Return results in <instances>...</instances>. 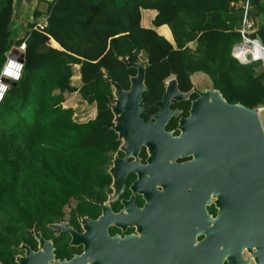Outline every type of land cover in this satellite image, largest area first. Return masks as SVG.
<instances>
[{
	"label": "trees",
	"instance_id": "1",
	"mask_svg": "<svg viewBox=\"0 0 264 264\" xmlns=\"http://www.w3.org/2000/svg\"><path fill=\"white\" fill-rule=\"evenodd\" d=\"M242 1L51 0L43 29L33 22L14 41L13 0H0V71L10 46L25 41L21 77L9 82L0 102L1 264L12 262L27 229L53 221L58 206L107 181L105 169L118 145L110 128L109 78L127 90L137 72L121 57L146 64L145 104L162 96L169 76L186 91L190 76L203 73L207 78L198 81L209 82L228 103L264 105L262 63L241 64L231 55L241 40ZM249 5V17L258 21L252 36L264 39V0ZM142 9L155 10L157 31L141 26ZM74 66L78 85L72 84ZM74 92L94 105V118L73 119L72 107L62 103Z\"/></svg>",
	"mask_w": 264,
	"mask_h": 264
},
{
	"label": "flooded vegetation",
	"instance_id": "2",
	"mask_svg": "<svg viewBox=\"0 0 264 264\" xmlns=\"http://www.w3.org/2000/svg\"><path fill=\"white\" fill-rule=\"evenodd\" d=\"M191 76L193 84L186 91L178 89L175 79L182 97H170L168 109L175 113L163 124L172 138L180 136V119L190 116L192 103L206 89ZM162 96L153 104L142 99L139 116L144 123H155ZM112 114L110 128L118 145L105 169L107 181L58 206L53 221L27 229L10 264H19L18 256L24 264H205L204 251L212 255L215 241L208 246L207 234L217 228L219 195L210 184L199 186L210 175L193 167L194 152L171 158L164 145L132 141L131 131L119 135L112 128L117 124ZM258 247L264 243L241 245L245 264H259L264 254H258ZM27 249L38 257L29 256ZM218 264H227L226 259Z\"/></svg>",
	"mask_w": 264,
	"mask_h": 264
},
{
	"label": "water",
	"instance_id": "3",
	"mask_svg": "<svg viewBox=\"0 0 264 264\" xmlns=\"http://www.w3.org/2000/svg\"><path fill=\"white\" fill-rule=\"evenodd\" d=\"M34 1L13 0L10 20L12 40L23 39L29 31L24 9ZM260 18H263V14ZM18 29H23V33L18 35ZM17 31L18 34L14 35ZM257 38L262 41L259 35ZM121 59L127 66L135 67L137 72L129 78L127 90L109 78L114 89L109 107L114 115L122 114L120 123L112 128L119 135L133 132L135 137L132 141L164 145L171 158L194 152L193 167L210 175L207 182L199 186L204 188L210 184L211 189L214 188L219 195L220 204L219 215L215 219L217 228L209 230L207 234L210 238L208 246L215 241V248L212 255L204 251V263L218 264L226 259L227 264H245L239 252L241 245L251 240L264 243V131L259 117L264 105L248 108L242 103H228L216 89L201 91L198 99L192 103L190 116L180 119V136L172 138L170 133L164 132L163 124L170 114L175 113L168 109L170 97H182L176 89L175 79L168 80L164 95L156 103L159 111L155 115V123H144L139 112L144 110L142 92L146 89L143 81L145 66L133 61L129 54ZM116 93L121 98L118 106H114ZM219 245H222L220 249ZM258 249V254H264V248ZM27 254L38 257L29 249ZM262 258L258 259L259 264ZM17 260L19 264H24L19 256Z\"/></svg>",
	"mask_w": 264,
	"mask_h": 264
},
{
	"label": "built area",
	"instance_id": "4",
	"mask_svg": "<svg viewBox=\"0 0 264 264\" xmlns=\"http://www.w3.org/2000/svg\"><path fill=\"white\" fill-rule=\"evenodd\" d=\"M242 7V19L238 31L241 36V40L238 43H235L231 49V55L241 64H246L251 61H261L264 64V43L260 41L257 37L251 36L255 30V20L249 17V0H244L241 3ZM46 25L45 18L36 23L39 29H43ZM25 51V41H22L20 44H13L11 46L10 52L4 61L1 71L7 66L9 60H12L14 63L22 65L23 68V54ZM22 68L19 70V76L17 79H13L7 75H0V83L9 84L11 81H18L21 77ZM167 82V81H166ZM9 88V85H8ZM8 88L3 92L2 97H0V102L2 101L5 93Z\"/></svg>",
	"mask_w": 264,
	"mask_h": 264
},
{
	"label": "rangeland",
	"instance_id": "5",
	"mask_svg": "<svg viewBox=\"0 0 264 264\" xmlns=\"http://www.w3.org/2000/svg\"><path fill=\"white\" fill-rule=\"evenodd\" d=\"M50 2L48 0H35L33 2V6L31 5L30 7L24 9L25 14H24V19L26 20V28H29V25L32 23V21L34 22H39L43 19V17H45L46 15V10H47V4H49ZM41 12V15L38 17H35V12ZM16 25V24H14ZM152 28L154 31H157L158 28L157 27H150ZM18 31L19 34H18ZM17 32L14 33V35H20L21 33H23V29L19 30L18 29ZM264 64L262 63V65H260V68H263ZM78 75V69L77 66H74V76L72 79V84L73 85H78L79 84V80L77 78ZM195 83L201 87V88H206L205 90H207V88L210 87V84H207L205 80H201L198 81V79H195ZM114 102L115 105H117V101L120 100V96L119 94H115V98H114ZM113 102V104H114ZM64 107H72V109L74 110V114H73V119L77 122H84L87 121L88 119H91L92 116V111L94 109V105H90L88 103H86L85 101H83L79 95L77 93H70L66 95V99L65 101L62 103ZM121 113H117L116 114V122L117 124L120 123V118L121 117ZM259 117H260V121L263 127V131H264V110H262L261 112H259Z\"/></svg>",
	"mask_w": 264,
	"mask_h": 264
},
{
	"label": "clouds",
	"instance_id": "6",
	"mask_svg": "<svg viewBox=\"0 0 264 264\" xmlns=\"http://www.w3.org/2000/svg\"><path fill=\"white\" fill-rule=\"evenodd\" d=\"M43 18H45V17H43ZM257 24H258V21H257V23H256V20H255V27L257 26ZM256 29H257V27H256ZM256 31V30H255ZM252 36V35H251ZM254 37V36H253ZM255 37H257V35L255 36ZM262 39V38H261ZM238 43V42H237ZM262 43H264V41L262 40ZM13 44H17V43H13ZM12 44V45H13ZM11 45V46H12ZM18 45V44H17ZM11 46H10V49H11ZM10 49H9V51L7 52V55L9 54V52H10ZM7 55H6V57H7ZM6 60V59H5ZM261 62V61H260ZM262 63V62H261ZM22 68V65H20V64H17V63H14L12 60H9L8 61V63H7V66L3 69V72H0V75H7V76H10V77H12L13 79H17L18 78V76H19V70ZM175 79V76H173V75H171V76H169L168 78H166V79H164V82H168V80H170V79ZM12 82H14V81H11V83ZM166 82V83H167ZM8 88V85L7 84H4V83H0V97H2V95H3V92L6 90ZM114 97V96H113ZM112 97V98H113ZM110 103H111V100H110ZM109 103V104H110ZM109 104H108V106H109ZM263 106V105H262ZM257 107H260V106H257ZM110 108V107H109ZM112 111V110H111ZM94 118V117H93ZM92 119V118H91Z\"/></svg>",
	"mask_w": 264,
	"mask_h": 264
},
{
	"label": "crops",
	"instance_id": "7",
	"mask_svg": "<svg viewBox=\"0 0 264 264\" xmlns=\"http://www.w3.org/2000/svg\"><path fill=\"white\" fill-rule=\"evenodd\" d=\"M146 11H148V12H146ZM154 15H155V10H152V9H142V10H141V21H140L141 26H142V27H145V28L154 27L153 24H152V19H153ZM259 18H260V17H259ZM260 20H264V14H263V18H262V19L260 18ZM162 26H165V25H162ZM160 27H161V26H160ZM165 27L168 29L167 26H165ZM256 27H258V26H256ZM168 32H169V34H170V39H169V40H173V39H172L171 32H170L169 29H168ZM262 40L264 41V39H262ZM169 42H170V41H169ZM170 43L172 44V42H170ZM191 77H192L193 79H199L200 77H202V78H207L206 75L203 74V73H195V74H193ZM207 83H209V82H207ZM95 114H96V109H95V107H94V109H93V111H92V116L94 117ZM93 117H92V118H93Z\"/></svg>",
	"mask_w": 264,
	"mask_h": 264
},
{
	"label": "bare ground",
	"instance_id": "8",
	"mask_svg": "<svg viewBox=\"0 0 264 264\" xmlns=\"http://www.w3.org/2000/svg\"><path fill=\"white\" fill-rule=\"evenodd\" d=\"M118 101H120V100H118ZM118 101H117V105L116 106H118ZM119 113H121V112H119ZM117 114V113H116ZM121 117H122V115H121ZM121 117L119 116V118L121 119Z\"/></svg>",
	"mask_w": 264,
	"mask_h": 264
}]
</instances>
